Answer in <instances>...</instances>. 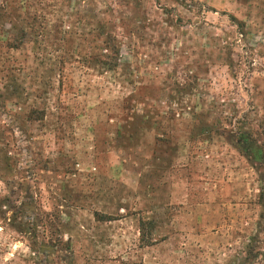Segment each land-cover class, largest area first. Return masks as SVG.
Returning a JSON list of instances; mask_svg holds the SVG:
<instances>
[{"label": "rangeland", "instance_id": "374dc122", "mask_svg": "<svg viewBox=\"0 0 264 264\" xmlns=\"http://www.w3.org/2000/svg\"><path fill=\"white\" fill-rule=\"evenodd\" d=\"M6 4L28 39L6 48L0 24V264L264 253V164L230 143L264 153V0Z\"/></svg>", "mask_w": 264, "mask_h": 264}, {"label": "trees", "instance_id": "16d2710c", "mask_svg": "<svg viewBox=\"0 0 264 264\" xmlns=\"http://www.w3.org/2000/svg\"><path fill=\"white\" fill-rule=\"evenodd\" d=\"M8 6V4H6L4 7H2L0 10L2 12L0 18H1V27L3 30H5V36H12L10 38H8V42L5 44L6 48L10 49V50H20L26 43V40L28 39V35H27V29H25V27L21 26L22 21L17 20L16 22H14V19H11V15H10V8ZM18 17V16H17ZM19 19V17H18ZM21 22V23H18ZM7 24H10L11 27H9L7 29ZM30 27V26H29ZM31 28V27H30ZM110 39H112V36H109ZM107 42L105 41V44ZM105 50H107V54H101L99 56V65L101 66H106L107 70H114V68L117 66V63L115 61L116 57L119 55L120 53V49L118 46L116 45H105V47L103 48ZM105 68V67H104ZM1 71V70H0ZM59 75L61 76L60 78V83L61 85L64 82V78H63V73L61 71V73H59ZM7 78L9 80V83L7 87V90L10 89L12 87L13 83L17 82V79L14 76L11 75H7ZM11 83V84H10ZM10 91V90H9ZM3 95L0 92V96ZM22 96L21 93L15 95V97L20 98ZM27 120L29 122H37V121H42L44 120V118L46 117V111L42 110H38L37 108H31L28 113H27ZM221 135H224V133H220ZM1 133H0V139H1ZM248 141V135L243 133L240 134L238 141H233L230 139V143L234 144L236 146V148H238L241 152H244L247 154L250 153L253 155V159L261 162L264 164V153L262 151V149L260 147H258V145H250ZM246 144V145H245ZM249 144V145H247ZM251 148V151H248L249 147ZM0 163H2L3 166H5V168L7 170L11 169L14 165H15V159L14 157H11L9 155H6V157L4 159H2L0 161ZM262 198L264 199V194L262 195ZM17 230L21 231L23 230L21 226H17L16 227ZM261 256H264V253L261 251H256L255 248L251 245L249 247V251L247 254V258L244 261V264H251V263H255L256 260H258Z\"/></svg>", "mask_w": 264, "mask_h": 264}]
</instances>
